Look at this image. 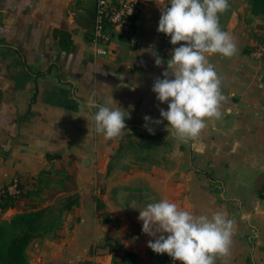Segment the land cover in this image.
Masks as SVG:
<instances>
[{
  "label": "crops",
  "instance_id": "1",
  "mask_svg": "<svg viewBox=\"0 0 264 264\" xmlns=\"http://www.w3.org/2000/svg\"><path fill=\"white\" fill-rule=\"evenodd\" d=\"M139 1L143 9L132 35L116 34L98 57L80 19L88 0H0V186L43 169H65L80 195L56 237L31 242L28 263L112 264L105 246L111 242L136 254L138 264H164L169 256L147 247L153 237L143 233L139 211L168 199L196 215L221 211L235 222L229 253L216 264H264V58L249 56L264 42V19L250 12L247 0H229L220 15L238 49L231 58L209 57L226 97L220 119L207 120L199 137L187 142L169 134L166 120L149 122L171 143L168 154L150 165L109 169L127 136L148 132L144 117L160 120V109L168 108L152 91L172 58V50L163 53L159 45L167 0ZM54 31L71 34L69 50L60 48ZM150 46L164 61L159 67L144 51ZM97 103L134 106L118 138L95 133ZM21 211H5L0 223Z\"/></svg>",
  "mask_w": 264,
  "mask_h": 264
},
{
  "label": "clouds",
  "instance_id": "2",
  "mask_svg": "<svg viewBox=\"0 0 264 264\" xmlns=\"http://www.w3.org/2000/svg\"><path fill=\"white\" fill-rule=\"evenodd\" d=\"M229 8V0H167L161 9L158 32L170 37L173 46H180L173 48L163 78L154 80L152 91L168 108L160 109V120L144 117L150 134L154 130L148 127L149 122L158 125L166 120L169 134L187 142L199 137L207 120L221 118L226 97L209 57L220 54L231 58L238 52L234 37L220 25V15ZM144 51L154 56L157 67L164 63L153 46ZM116 105H94V131L106 140L122 134L134 110L132 105L128 110ZM139 220L143 233L153 237L147 247L156 254H167L178 264H216L218 256L229 253L235 227L221 211L196 215L168 199L147 203L139 211Z\"/></svg>",
  "mask_w": 264,
  "mask_h": 264
},
{
  "label": "trees",
  "instance_id": "3",
  "mask_svg": "<svg viewBox=\"0 0 264 264\" xmlns=\"http://www.w3.org/2000/svg\"><path fill=\"white\" fill-rule=\"evenodd\" d=\"M247 2L250 12L264 19V0ZM95 18L96 0H88L85 14L80 17L82 24L87 28L85 38L88 42L92 40ZM54 37L63 51L69 50L72 44L70 33L54 31ZM128 137L131 136L125 139ZM58 157L48 155L47 159ZM9 184H16L19 192L15 195H5L0 200V215L19 206L22 211L8 222L0 223V264H29L26 255L28 246L37 238L50 234L56 236V232L63 225V218L79 205L80 195L74 175L65 169H43L34 176L13 179ZM95 202L97 208H102L98 198ZM102 217L105 222H110L106 216ZM105 246L112 254V264L139 263V257L124 251L120 244L107 242Z\"/></svg>",
  "mask_w": 264,
  "mask_h": 264
},
{
  "label": "built area",
  "instance_id": "4",
  "mask_svg": "<svg viewBox=\"0 0 264 264\" xmlns=\"http://www.w3.org/2000/svg\"><path fill=\"white\" fill-rule=\"evenodd\" d=\"M143 9L139 0H96V18L90 42L95 56L106 55L107 46L116 34L131 36L135 22ZM161 51L167 52L174 47L170 43V37L162 34L159 42ZM249 56L254 60L264 58V42L252 47ZM19 192L16 184L0 186V200L5 195H15ZM259 198L264 201V185L259 190ZM164 264H178L169 257Z\"/></svg>",
  "mask_w": 264,
  "mask_h": 264
},
{
  "label": "rangeland",
  "instance_id": "5",
  "mask_svg": "<svg viewBox=\"0 0 264 264\" xmlns=\"http://www.w3.org/2000/svg\"><path fill=\"white\" fill-rule=\"evenodd\" d=\"M170 150L171 143L163 134L144 132L134 137L131 136L119 145V150L117 149L111 154L109 169L112 167H131L139 164L150 165L168 154ZM63 220V225L56 234L65 226L66 217Z\"/></svg>",
  "mask_w": 264,
  "mask_h": 264
}]
</instances>
